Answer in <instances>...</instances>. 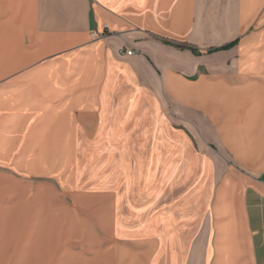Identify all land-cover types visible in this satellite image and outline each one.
Wrapping results in <instances>:
<instances>
[{
	"label": "crops",
	"instance_id": "crops-1",
	"mask_svg": "<svg viewBox=\"0 0 264 264\" xmlns=\"http://www.w3.org/2000/svg\"><path fill=\"white\" fill-rule=\"evenodd\" d=\"M55 41L66 47L52 52ZM38 47L45 56L30 63ZM161 96L177 115L156 124L170 161L158 149L160 165L135 168L123 151L111 164L116 184L128 189L130 170L176 172L186 207L177 215L209 214L207 229L190 221L132 234L111 214L110 247L99 240L109 264H264V0H0V165L22 169L14 162L29 133L84 143V125L124 126L123 112L159 110ZM17 108L29 109L19 118L30 126L16 123ZM39 187L0 173V264L93 260L96 247L53 231L51 211L85 213ZM43 192L51 207L36 212Z\"/></svg>",
	"mask_w": 264,
	"mask_h": 264
},
{
	"label": "rangeland",
	"instance_id": "rangeland-1",
	"mask_svg": "<svg viewBox=\"0 0 264 264\" xmlns=\"http://www.w3.org/2000/svg\"><path fill=\"white\" fill-rule=\"evenodd\" d=\"M64 47L66 46H62L61 42L55 41L51 51ZM23 49L30 48L23 46ZM44 52L45 48L42 50L38 47V57L35 58L32 53L30 63L44 57ZM159 103L161 106L159 110L141 104L140 107L145 109L123 112L122 119H127L124 126L104 129L84 125L85 128L81 129V133H85L88 141L80 144L76 141L43 142L41 140L46 138L45 136L29 133L20 143L21 158L17 163L14 162L22 169H14L12 165H0V173L27 191H33L39 186L51 187L54 197H50L49 194L46 197L43 192V197L39 196L31 202L36 212L49 209L51 207L49 198L53 201V197L55 200L67 202L71 206V211L79 210L78 213H85V215L80 214V217L71 213L70 218H67L64 213L51 211L53 231L61 233L69 231L70 236H81L80 240L88 248L96 247L94 251L91 250L97 253L96 257L93 260H86L85 264H109V254H103L100 247L102 245L106 249L110 247L109 236L115 231L113 216L117 218L119 229L121 225V230L123 227L132 234L138 231L149 234L152 230L173 232L176 226L182 225L180 229H184L192 221H197L199 231L207 229L209 214L200 213L197 217L193 215L192 219L190 216L186 217L189 218V223H186L188 221L183 214L177 215L176 212H182L186 207L180 206V198L184 196L181 190L185 178L176 172L165 175L162 174V170H130L128 189L123 188L121 180L116 184L119 175L116 177L111 164L115 163L117 156L118 159L121 157L123 151H128L134 156L135 168L145 163H147L145 166L152 165L158 149L164 151L162 153L167 163L170 161L168 159L170 143H164L156 135L159 130L156 124H160L159 122L163 120L173 122L177 115L163 96L160 97ZM21 109L17 108L14 112L16 123L26 122L30 126L29 120L19 118L29 109ZM199 144L204 150L221 155L218 146L203 144L200 141ZM154 161L155 165H160L159 159L155 158ZM126 202L129 206H126ZM27 225L23 224V232L27 229ZM101 234L104 235L103 240ZM100 238L102 245L101 241L99 242ZM156 241L161 243L163 240ZM129 242L128 245L133 246V242L130 240ZM61 247H68L67 241H64Z\"/></svg>",
	"mask_w": 264,
	"mask_h": 264
},
{
	"label": "built area",
	"instance_id": "built-area-1",
	"mask_svg": "<svg viewBox=\"0 0 264 264\" xmlns=\"http://www.w3.org/2000/svg\"><path fill=\"white\" fill-rule=\"evenodd\" d=\"M133 53H134L133 50H127V49H124L122 52V54L127 57H131Z\"/></svg>",
	"mask_w": 264,
	"mask_h": 264
},
{
	"label": "trees",
	"instance_id": "trees-1",
	"mask_svg": "<svg viewBox=\"0 0 264 264\" xmlns=\"http://www.w3.org/2000/svg\"><path fill=\"white\" fill-rule=\"evenodd\" d=\"M233 46V44H231V45H229V46H226V47H224V48H222V49H220V50H228V49H230L231 47ZM183 49H185L186 47H182ZM193 51H195V50H193ZM217 51V50H216Z\"/></svg>",
	"mask_w": 264,
	"mask_h": 264
},
{
	"label": "bare ground",
	"instance_id": "bare-ground-1",
	"mask_svg": "<svg viewBox=\"0 0 264 264\" xmlns=\"http://www.w3.org/2000/svg\"><path fill=\"white\" fill-rule=\"evenodd\" d=\"M207 173V172H206ZM50 199V198H49ZM95 215V214H94ZM39 218V217H38ZM38 222V221H37ZM91 222V221H90ZM103 226V225H102ZM105 230V229H104ZM105 232V231H104ZM82 234H84V233H82ZM81 237V236H80ZM91 238V237H90ZM93 238V237H92Z\"/></svg>",
	"mask_w": 264,
	"mask_h": 264
}]
</instances>
